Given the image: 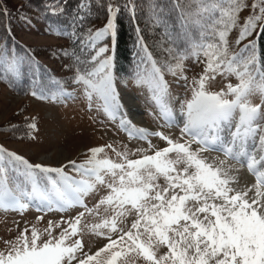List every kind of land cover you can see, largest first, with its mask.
I'll use <instances>...</instances> for the list:
<instances>
[{
	"label": "snow or ice",
	"instance_id": "obj_1",
	"mask_svg": "<svg viewBox=\"0 0 264 264\" xmlns=\"http://www.w3.org/2000/svg\"><path fill=\"white\" fill-rule=\"evenodd\" d=\"M96 2L105 12L102 28L77 31L92 15V0H79L73 17V43L87 57H75L83 67L75 69L73 83L83 86L89 110L95 103L97 111L115 120L121 104L113 58L103 42L115 40L121 12L135 19L136 7L133 0ZM177 9L183 26L196 28L199 39L189 40L183 52L170 51L171 61L165 64L171 75L185 81L191 98L179 102L176 115L163 70L141 37L138 46L145 55L133 76L137 86L151 93L162 127H178L179 136L129 126L121 116L129 139L147 147L96 146L83 161L56 167L32 164L0 147V212L23 215L34 208L43 214L22 229L16 222L17 234L4 241L0 264H264V63L253 38L264 35V0L250 5L246 0H193L177 2ZM245 10L248 15L241 20ZM49 13L60 15L63 8ZM237 28L239 50L234 52L229 35ZM189 57L203 64L202 73L190 82L183 75ZM21 63L7 45L0 48V77L15 78ZM218 76L234 77L237 83L212 91L210 83ZM30 94L59 99L46 90ZM27 127L31 136L37 125ZM152 137L166 146L157 148ZM211 152L224 159L203 155ZM240 168L254 177L243 188L236 186ZM73 210L74 215L37 227L48 213ZM86 235L104 242L93 250L84 242Z\"/></svg>",
	"mask_w": 264,
	"mask_h": 264
},
{
	"label": "rangeland",
	"instance_id": "obj_2",
	"mask_svg": "<svg viewBox=\"0 0 264 264\" xmlns=\"http://www.w3.org/2000/svg\"><path fill=\"white\" fill-rule=\"evenodd\" d=\"M13 3H16V0H13ZM248 4L250 5V3ZM30 12L28 11L27 16L21 19L23 21L19 25H15L14 34L21 42L36 48L43 66L49 67L54 74L61 75L63 78L66 75V70H68V63L64 53L61 52L62 41L50 31L44 21L36 18L34 12ZM247 15L248 10L242 12L241 20ZM238 32V28L233 29L229 35L232 51L238 47L234 43ZM2 46L3 43L0 40V48ZM183 64V75L187 77L189 82L198 78L202 73L203 64L191 57L185 59ZM21 66H23L22 63ZM12 79L18 83H25L19 74ZM164 79L169 88L170 104L175 114L179 115V102L190 99L191 91L185 87V81L179 79V74ZM36 80L33 78L28 80L25 84L26 87L28 89L34 88ZM227 83L235 84L237 81L234 77L225 79L218 76L210 83L209 87L212 91H219ZM61 84L63 87L57 95L59 99L53 101L51 99H37L27 94L22 95L0 81V143L8 150L24 156L32 164L40 163L45 166L56 167L68 160L81 162L86 158L85 154L88 149L106 144L117 147L127 145L132 150L138 147H147L144 141L126 137V131L122 130L120 126L121 116L129 122V126L159 129L173 138H177L180 134L178 127H162L158 108L146 87L128 84L124 90L122 89L121 94H118L121 104L120 115L113 120L102 111H97L95 103L89 110L82 85L73 83L68 79L62 80ZM42 90L46 89L42 88ZM47 94L51 97L49 91ZM252 102L259 103L258 97H253ZM32 122L37 125V128L31 133L32 137L26 138L24 132L28 129L27 124ZM151 140L157 148L166 146L159 138H151ZM108 154L114 155L110 150H108ZM203 155L209 160L224 159L222 154L217 152L204 153ZM236 167L239 168L238 165ZM237 176L239 181L237 187L243 188L254 182L253 177L250 175L251 179L243 168L239 169ZM88 203L91 207L92 200H89ZM74 214L75 210L70 213H48L37 224V227L43 229L48 220L59 219L61 216L67 218ZM41 215L43 214L34 208L25 211L23 215L11 211L0 212V250L5 248V240L11 239L17 234L16 222L22 229L26 223L29 225L36 223V217ZM10 229L11 231H9ZM84 242L87 247L94 250L104 241L86 235Z\"/></svg>",
	"mask_w": 264,
	"mask_h": 264
},
{
	"label": "trees",
	"instance_id": "obj_3",
	"mask_svg": "<svg viewBox=\"0 0 264 264\" xmlns=\"http://www.w3.org/2000/svg\"><path fill=\"white\" fill-rule=\"evenodd\" d=\"M133 2L136 7L135 19H132L128 13L121 12L116 21L115 40L113 41L109 37L103 42L109 48L106 55H111L113 58L114 80L121 88H126L128 84L134 83L133 73L136 65L139 59L145 55L141 47L138 46V37L142 38L148 52L162 68L164 78L173 76L167 71L165 64L166 60L171 61L169 52H183L188 47L189 40L199 39L196 28L183 26L177 9V2L180 5H185L186 2L192 3L193 0H133ZM251 2L252 0H246V3L251 4ZM16 3H13V0H0V11L6 10L4 15H0V40L3 43L2 47L7 45L12 56L22 62L23 66L20 67L19 75L25 83H18L7 76L0 77V81L21 94L27 92L28 88L25 84L31 78L37 79L34 85V90L37 91L49 88L52 84L60 85L64 79L73 81L75 69L83 67L76 62L75 57L80 56L82 59H87L80 52L78 43H73L75 37L72 35V21L74 14L78 11L79 0H16ZM61 7L63 8L62 14L51 15L49 13V9L56 8L59 12ZM26 10L34 12L36 18L44 21L50 31L62 41L61 52L64 53L68 63V70L63 78L61 75L54 74L49 67L42 65L36 48L28 46L16 38L15 25H19L23 21L21 19L27 16L28 11ZM91 11L90 19L83 25V28L77 29V31H86L88 28L95 31L104 26L105 12L97 6L96 0H92ZM158 13L162 15L160 21L156 20ZM253 38L256 42V51L264 63V35ZM247 42L246 40L243 43ZM238 50L239 47L235 51ZM172 62L174 63V61ZM29 132L30 129L24 132L26 138L32 137Z\"/></svg>",
	"mask_w": 264,
	"mask_h": 264
},
{
	"label": "bare ground",
	"instance_id": "obj_4",
	"mask_svg": "<svg viewBox=\"0 0 264 264\" xmlns=\"http://www.w3.org/2000/svg\"><path fill=\"white\" fill-rule=\"evenodd\" d=\"M253 177V176H252ZM254 179V178H253Z\"/></svg>",
	"mask_w": 264,
	"mask_h": 264
}]
</instances>
